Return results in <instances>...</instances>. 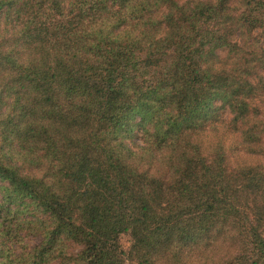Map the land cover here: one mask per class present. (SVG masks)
Segmentation results:
<instances>
[{
  "label": "trees",
  "instance_id": "obj_1",
  "mask_svg": "<svg viewBox=\"0 0 264 264\" xmlns=\"http://www.w3.org/2000/svg\"><path fill=\"white\" fill-rule=\"evenodd\" d=\"M259 30L264 0H0V264H264Z\"/></svg>",
  "mask_w": 264,
  "mask_h": 264
},
{
  "label": "rangeland",
  "instance_id": "obj_2",
  "mask_svg": "<svg viewBox=\"0 0 264 264\" xmlns=\"http://www.w3.org/2000/svg\"><path fill=\"white\" fill-rule=\"evenodd\" d=\"M255 35H256V40H257V46H259L261 48V50L264 51V30L257 31L255 33ZM260 105H261V107L259 109H261V112H264V98L260 102ZM218 132L220 133V131H218ZM229 142H231V141H227L226 143H229ZM230 157H231L232 162H234V163L253 162V160L256 161V158H249L248 156L243 155L240 151H232ZM32 212H35V211L23 209L21 212L18 213V219L15 220L18 223L24 224V230L21 233L22 241L20 244L24 247H25V245H26V247L32 246L38 240L35 230L32 229L31 227L28 229L25 226L26 220L32 219L31 218L33 215ZM35 215H37L36 212H35ZM120 242H121L123 248L127 249L129 247V243H130L129 236L127 234H121L120 235Z\"/></svg>",
  "mask_w": 264,
  "mask_h": 264
}]
</instances>
